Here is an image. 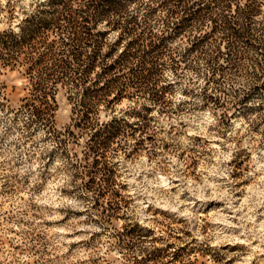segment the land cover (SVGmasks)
<instances>
[{"label":"rangeland","instance_id":"1","mask_svg":"<svg viewBox=\"0 0 264 264\" xmlns=\"http://www.w3.org/2000/svg\"><path fill=\"white\" fill-rule=\"evenodd\" d=\"M0 264H264V0H0Z\"/></svg>","mask_w":264,"mask_h":264}]
</instances>
